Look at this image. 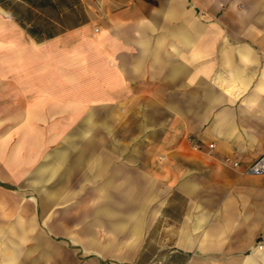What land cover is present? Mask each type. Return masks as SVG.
Here are the masks:
<instances>
[{
  "label": "crops",
  "instance_id": "obj_1",
  "mask_svg": "<svg viewBox=\"0 0 264 264\" xmlns=\"http://www.w3.org/2000/svg\"><path fill=\"white\" fill-rule=\"evenodd\" d=\"M263 153L264 0H0V264H264Z\"/></svg>",
  "mask_w": 264,
  "mask_h": 264
},
{
  "label": "rangeland",
  "instance_id": "obj_2",
  "mask_svg": "<svg viewBox=\"0 0 264 264\" xmlns=\"http://www.w3.org/2000/svg\"><path fill=\"white\" fill-rule=\"evenodd\" d=\"M42 187L43 186H38V185H36L35 186V194L36 195H39V194H41V192H42ZM57 187V186H56ZM66 188H67V193H76V194H78V195H81V194H83L84 196L86 195V194H90V193H92L93 191H92V189H91V186H89V185H69V186H66ZM54 189V186H52V190ZM98 191H99V193H101V192H105L106 190H105V187L104 186H99L98 187ZM53 193V192H52ZM77 204V205H76ZM70 205H72V207L74 206V205H76V206H78V207H81V205H83V207L85 208V206H87L88 208H89V205H90V202L89 201H86V200H83V201H81V202H79V201H70V202H67V208L69 209L70 207H68V206H70ZM75 217H71V218H68V222H69V220H71L72 221V223H73V221H75ZM80 219V218H79ZM52 221H55L56 223H57V219L55 220V219H52Z\"/></svg>",
  "mask_w": 264,
  "mask_h": 264
},
{
  "label": "built area",
  "instance_id": "obj_3",
  "mask_svg": "<svg viewBox=\"0 0 264 264\" xmlns=\"http://www.w3.org/2000/svg\"><path fill=\"white\" fill-rule=\"evenodd\" d=\"M210 149L215 148V144H210ZM231 160H227L230 162ZM233 167L237 170H241L243 174L252 175V176H261L264 175V153L251 165L242 168L239 162H233Z\"/></svg>",
  "mask_w": 264,
  "mask_h": 264
}]
</instances>
